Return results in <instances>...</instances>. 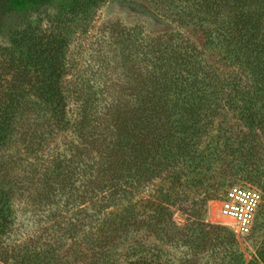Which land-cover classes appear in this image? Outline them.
<instances>
[{
  "label": "trees",
  "instance_id": "1",
  "mask_svg": "<svg viewBox=\"0 0 264 264\" xmlns=\"http://www.w3.org/2000/svg\"><path fill=\"white\" fill-rule=\"evenodd\" d=\"M109 1L3 0L10 13L29 17L53 7L60 22L47 29L14 24L0 11V264H70L60 254L65 237L88 246L91 264H171L145 237H173L183 246L171 208L180 190L208 180L221 151H238L244 176L263 182L254 163L264 151V0H156L180 27L200 30L205 48L234 73L211 67L180 32L148 41L140 33L122 34L125 62L137 69L104 114L87 100L74 119V95L65 88L73 26L68 19ZM228 110L246 132L224 140L215 122ZM65 132L80 141L73 151L57 154L43 171L28 163ZM21 161L38 199L42 194L56 212L72 214L66 232L58 222L55 235L12 245L21 184L13 168ZM160 179L168 188L140 206L146 189ZM193 218L192 230L201 222ZM250 264H264V253Z\"/></svg>",
  "mask_w": 264,
  "mask_h": 264
},
{
  "label": "rangeland",
  "instance_id": "2",
  "mask_svg": "<svg viewBox=\"0 0 264 264\" xmlns=\"http://www.w3.org/2000/svg\"><path fill=\"white\" fill-rule=\"evenodd\" d=\"M158 2L110 0L76 20L68 19L73 26L67 53L68 75L65 79V88L70 95H74L69 105L74 119H79L85 101L91 100L89 107L96 109L97 114L99 112L104 114L105 105L116 99L117 93L121 95L124 91L129 73L137 69V65L134 69L133 64L125 62V54L123 55L121 51L124 36L127 34L129 36L126 38H130L140 33L141 37L148 41L165 34L180 32L204 53V58L211 67L217 68L223 75L234 73L214 50L205 48L200 30L180 27V23L172 17L168 7L164 4L159 5ZM0 11L14 24L27 23L39 27L42 25L47 29L51 28L54 22H60L59 13L53 7L34 12L29 17L10 13L3 0H0ZM122 34L124 36H121ZM3 41L4 38L0 39V43ZM132 59L136 61L134 55ZM215 126L221 128L218 137H223L224 140L228 135H235V138L236 134L241 136L246 132L244 123L239 121L231 110L222 111L216 119ZM77 144H80V141L74 132L57 134L45 144L36 157H29L28 163L34 164L37 171L46 170L57 154L73 151ZM220 153L208 180L196 186H189L187 191L180 190L177 205L171 208L176 227L181 229L183 235L181 240L183 246H180L178 240L173 237L164 241L156 235L145 237V242L154 246L157 252L161 249L165 261L171 264H241V261L243 264H250L257 262L264 253V177L260 183L256 179L244 176L238 151ZM255 160V169L259 173L263 172L264 151H258ZM18 164L13 171L19 175L21 184L16 188L14 196L17 222L10 243L18 245L33 237L47 238L51 236L50 233L55 235L54 231L56 232L57 228L54 226L58 222L62 223L64 229L62 231L66 232L65 224L71 219L72 212L68 209L59 211L63 214L56 212L58 207H52V202L48 204L44 202L42 194L39 200L33 193L34 185L28 180L30 175L26 177L28 170L24 165L27 162L21 161ZM35 176L32 180H35ZM234 185L256 188L263 196L255 226L248 236L236 235L230 222L219 215L220 201L226 191ZM167 188L168 183L163 179L150 184L142 195L140 206L146 205L152 197L159 198L160 193ZM42 202L44 203L39 206L38 203ZM193 217L201 219L200 226L194 230L190 229ZM183 228L185 230L182 231ZM219 235L222 236L220 239ZM190 242L193 246L185 245ZM62 246L60 254L68 263H92L87 245L82 243L77 247L72 238L65 237Z\"/></svg>",
  "mask_w": 264,
  "mask_h": 264
},
{
  "label": "built area",
  "instance_id": "3",
  "mask_svg": "<svg viewBox=\"0 0 264 264\" xmlns=\"http://www.w3.org/2000/svg\"><path fill=\"white\" fill-rule=\"evenodd\" d=\"M262 200V193L256 188L234 185L222 197L219 215L230 222L236 235L248 236L255 226Z\"/></svg>",
  "mask_w": 264,
  "mask_h": 264
}]
</instances>
